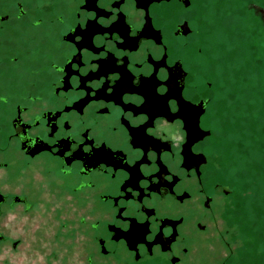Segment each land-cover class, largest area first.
<instances>
[{
  "label": "flooded vegetation",
  "instance_id": "flooded-vegetation-1",
  "mask_svg": "<svg viewBox=\"0 0 264 264\" xmlns=\"http://www.w3.org/2000/svg\"><path fill=\"white\" fill-rule=\"evenodd\" d=\"M191 8L0 0V244L9 254L22 235L9 227L22 220L41 229L24 252L38 264H188L208 235L221 236L235 183L218 159V102Z\"/></svg>",
  "mask_w": 264,
  "mask_h": 264
},
{
  "label": "rangeland",
  "instance_id": "rangeland-1",
  "mask_svg": "<svg viewBox=\"0 0 264 264\" xmlns=\"http://www.w3.org/2000/svg\"><path fill=\"white\" fill-rule=\"evenodd\" d=\"M191 1L189 16L221 119L218 159L235 193L219 221L221 236L208 235L188 264H264V0ZM34 212L48 215L39 207ZM28 227L23 220L9 227L22 234L21 242L15 254L10 243L0 244V264L39 263L24 256L42 235L38 225Z\"/></svg>",
  "mask_w": 264,
  "mask_h": 264
}]
</instances>
